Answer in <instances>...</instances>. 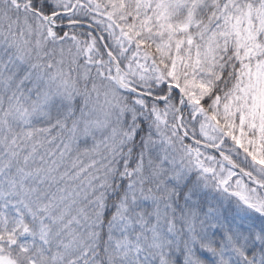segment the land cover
Instances as JSON below:
<instances>
[{
  "label": "snow or ice",
  "instance_id": "6c2138e0",
  "mask_svg": "<svg viewBox=\"0 0 264 264\" xmlns=\"http://www.w3.org/2000/svg\"><path fill=\"white\" fill-rule=\"evenodd\" d=\"M0 264H264V0H0Z\"/></svg>",
  "mask_w": 264,
  "mask_h": 264
}]
</instances>
